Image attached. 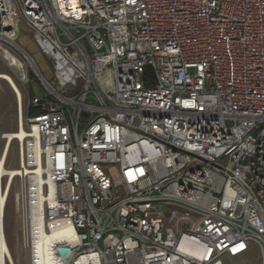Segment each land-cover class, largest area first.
Listing matches in <instances>:
<instances>
[{"label": "built area", "instance_id": "1", "mask_svg": "<svg viewBox=\"0 0 264 264\" xmlns=\"http://www.w3.org/2000/svg\"><path fill=\"white\" fill-rule=\"evenodd\" d=\"M20 21L51 69L27 99L0 79V264L15 180L26 264L37 247L53 264H223L252 246L264 264V0H0L1 43Z\"/></svg>", "mask_w": 264, "mask_h": 264}, {"label": "rangeland", "instance_id": "2", "mask_svg": "<svg viewBox=\"0 0 264 264\" xmlns=\"http://www.w3.org/2000/svg\"><path fill=\"white\" fill-rule=\"evenodd\" d=\"M15 42L34 60L37 68L41 72V74L50 80V63L44 59V57L40 54L39 50L35 47L32 41V34L26 26L20 21L19 22V36L15 40ZM8 49L12 55H14L20 62L22 63V68L20 72H23L27 75L29 82L21 81L15 74V70L13 67L8 66L7 62L4 61L5 54L3 52L4 49ZM0 73H5L10 75L15 80L16 85L18 86L19 90L22 92L23 97L27 99L29 96L30 91L34 87H39L38 82H30L31 79H35L34 72L32 71L30 65L26 62L24 57L16 51L12 47L6 46L4 43L0 42ZM34 76V78L31 77ZM111 78V68H107L104 73L101 75L102 82L106 84L102 86V89L107 93L111 89L112 83L110 82ZM35 83V85H34ZM37 85V86H36ZM3 104V113L6 115L12 106V101L10 97H5L2 99ZM12 117L10 116L11 123L6 128L5 132H15V126L12 122ZM8 168L9 169H16L17 168V150H16V143H13L11 146V151L9 154L8 159ZM18 181L15 180L8 199V214L5 220V233H6V240L10 250L11 258L14 264H26V254L22 247V237H21V222L20 217L18 215V205L16 203V193H17ZM260 252L258 249L252 246V249L246 255V257L242 260H229L223 259V264H260Z\"/></svg>", "mask_w": 264, "mask_h": 264}, {"label": "bare ground", "instance_id": "3", "mask_svg": "<svg viewBox=\"0 0 264 264\" xmlns=\"http://www.w3.org/2000/svg\"><path fill=\"white\" fill-rule=\"evenodd\" d=\"M11 47H14V45L10 42ZM17 50V49H16ZM19 52V51H18ZM4 61L7 62L8 66L13 67L14 69H21L22 68V63L20 62V60H18L14 55H12L10 52H6L5 57H4ZM15 70V71H16ZM0 79H7L10 81V83L13 85V87L16 89V91L19 93V90L17 88V86L15 85L14 81L11 79V77L5 73H0ZM23 130H21V132L18 133H8V138L11 140L13 138H19L22 139L23 136ZM16 135V136H13ZM5 172L8 173V175H10V177H14L17 175L18 170L17 169H6ZM38 249V261L37 264H53V259L51 257H49L47 255V257H44L42 255V252H39L41 249L39 247H37ZM1 250H2V258L1 261L3 262L5 253L7 254L9 260L11 261L12 264H14L11 255H10V250L8 248H6V245L2 244L1 246Z\"/></svg>", "mask_w": 264, "mask_h": 264}, {"label": "water", "instance_id": "4", "mask_svg": "<svg viewBox=\"0 0 264 264\" xmlns=\"http://www.w3.org/2000/svg\"><path fill=\"white\" fill-rule=\"evenodd\" d=\"M15 49H17V51H19V53L24 57V59L26 60V62L30 65L32 71L34 72V75L39 79V80H43V77L41 76L38 68L36 67V65L34 64L33 60L31 59V57L16 43L13 44Z\"/></svg>", "mask_w": 264, "mask_h": 264}, {"label": "trees", "instance_id": "5", "mask_svg": "<svg viewBox=\"0 0 264 264\" xmlns=\"http://www.w3.org/2000/svg\"><path fill=\"white\" fill-rule=\"evenodd\" d=\"M31 77L34 78V76H32V75H31ZM7 214H8V209H7V212H6V216H7Z\"/></svg>", "mask_w": 264, "mask_h": 264}]
</instances>
